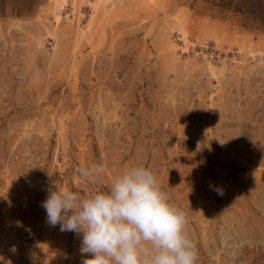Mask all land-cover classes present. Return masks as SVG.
<instances>
[{"label":"rangeland","instance_id":"374dc122","mask_svg":"<svg viewBox=\"0 0 264 264\" xmlns=\"http://www.w3.org/2000/svg\"><path fill=\"white\" fill-rule=\"evenodd\" d=\"M229 1L0 0V264H81L48 190L136 166L198 264H264V0Z\"/></svg>","mask_w":264,"mask_h":264},{"label":"clouds","instance_id":"9594fccd","mask_svg":"<svg viewBox=\"0 0 264 264\" xmlns=\"http://www.w3.org/2000/svg\"><path fill=\"white\" fill-rule=\"evenodd\" d=\"M79 172L98 177L104 165ZM41 207L50 227L82 236L81 264H198L186 212L148 167H132L88 197L55 181Z\"/></svg>","mask_w":264,"mask_h":264},{"label":"trees","instance_id":"16d2710c","mask_svg":"<svg viewBox=\"0 0 264 264\" xmlns=\"http://www.w3.org/2000/svg\"><path fill=\"white\" fill-rule=\"evenodd\" d=\"M234 3H235V0H230V1L227 3V5H229L228 7H233L234 9H236V10H238V11H242V10H243V8H242V6H240L239 2L236 3L235 5H234ZM263 13H264V12H263Z\"/></svg>","mask_w":264,"mask_h":264}]
</instances>
